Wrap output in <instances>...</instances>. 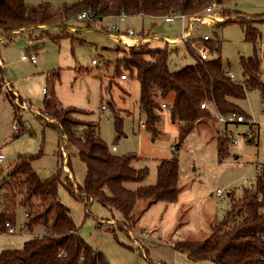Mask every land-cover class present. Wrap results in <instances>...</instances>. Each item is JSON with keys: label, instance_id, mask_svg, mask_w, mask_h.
<instances>
[{"label": "rangeland", "instance_id": "1", "mask_svg": "<svg viewBox=\"0 0 264 264\" xmlns=\"http://www.w3.org/2000/svg\"><path fill=\"white\" fill-rule=\"evenodd\" d=\"M25 1L29 7L49 3L57 13L64 4L80 0ZM230 7L249 16L264 14V0H237ZM213 15L221 19L207 25L196 23L197 46L202 48V37L208 35L220 46L219 53L209 52L210 57L220 58L227 71L239 80L243 79L242 58L257 57L264 68V22L255 25L261 37L248 42L246 30L239 23H224L233 19L226 20L219 9ZM220 23L224 25L219 26ZM109 24L119 25L122 32L130 26L138 40L152 41L154 46H163L167 39L182 35L179 21L167 23L164 18L134 15L128 16L127 22H120L113 17ZM95 29L75 18L68 25L18 32L8 42L0 35V63L10 83L5 88V82L0 80V151L6 157L2 169L8 172L20 155L42 150V157L33 163L34 169L43 178L57 170L60 133L46 126L44 119L48 118L45 103L52 92L49 83L52 77L62 107L80 109L82 114L78 118L98 125L101 139L110 149H116L115 155H134L133 167L148 169L149 175L142 183H127V189L155 185L159 162L174 157L179 161L181 194L177 201L152 205L138 202L134 210L136 223L130 232L121 229L126 223L121 212L94 201L88 213L83 202L60 186V200L70 209L79 234L103 253L110 264H215L212 260L194 261L187 253L175 249V244L213 239L214 226L223 221L232 203L242 197L245 189L254 187L261 174L257 167L264 165V99L258 90L248 92L246 100L241 102L250 115L244 124L226 127L209 110L210 115L196 123L183 142L180 124L171 121L168 109L159 111L160 119L154 130L141 127L139 120L147 121V118L139 103V83L130 77L122 81L120 76L125 72L117 62L125 54L119 48L140 44L127 45L120 39L123 35ZM148 32L152 35L140 36ZM52 36L61 39L54 40ZM23 55H35L36 64L23 60ZM194 62L192 57L184 58L181 52L172 51L170 55L172 71ZM261 76L264 81L263 72ZM44 90H48L47 95ZM7 91L17 95L14 102L8 99ZM18 98L22 102L16 118L14 104ZM116 116L123 122L120 133L115 125ZM250 125L256 134L253 141L245 135ZM229 134L238 144H231L233 139H230L229 156L220 163L217 139ZM69 154L74 181L77 186H83L87 167L76 149H71ZM217 190H222L223 195L218 196ZM27 209L22 205L16 208L15 234L0 233V254L22 249L26 241L45 231L42 226L33 233L24 229Z\"/></svg>", "mask_w": 264, "mask_h": 264}, {"label": "trees", "instance_id": "2", "mask_svg": "<svg viewBox=\"0 0 264 264\" xmlns=\"http://www.w3.org/2000/svg\"><path fill=\"white\" fill-rule=\"evenodd\" d=\"M237 0H80L64 4L55 13L51 5L29 7L25 0H0V29L4 40L12 41L18 32L47 29L57 25H68L84 11H94L101 17L144 15L163 18L181 13L186 16L204 14L213 2L226 20L224 23H239L246 30V41L256 42L261 37L255 27L264 22V14L249 16L233 10L230 6ZM220 23L219 26L224 25ZM91 27L94 24L87 23ZM62 35V36H66ZM152 35L142 33L143 36ZM51 39H61L52 36ZM148 41L138 47L119 48L125 52L117 60L120 70L140 86L139 103L147 121L145 126L155 129L159 121L162 103L169 105L170 118L180 124V139L183 142L193 131L195 124L210 115L201 104L207 102L222 115L236 114L250 118L240 106L250 91L258 90L264 99L262 68L257 57L242 58L243 79L232 80L220 58L201 60L187 46L189 57L195 62L179 71L170 69L172 51L183 52L181 46L165 42L154 46ZM39 46V45H38ZM209 52H220V46L209 41L205 43ZM180 47V48H179ZM188 58V57H184ZM50 78V77H49ZM0 80L7 82L5 68L0 63ZM54 78L49 83L52 92L46 99V126L59 131L58 166L48 178L41 177L33 163L42 157L37 154L20 155L8 172L0 173V233L6 230V223L16 226L18 205L25 206L28 221L24 229L33 233L35 228L44 227L45 232L26 241L20 250H5L0 254V264H110L106 256L91 246L80 234L70 209L62 204L60 186H64L86 209L94 201L104 207L121 212L126 220L121 227L130 232L136 223L134 210L138 202L152 205L157 202L177 201L180 191L179 161L177 158L163 159L157 167V181L152 186H139L136 190L125 187L127 183H142L149 175L148 169L133 167L134 155L118 156L110 152L98 131V125L80 120V109L62 107L55 92ZM12 102L17 95L7 91ZM14 105L16 118L22 99ZM118 133L123 125L115 117ZM23 128L20 129V131ZM256 136V134H255ZM231 134L217 139L218 160L222 163L229 156ZM254 138L252 139V141ZM76 149L79 158L87 167L83 186L74 181L70 161V150ZM264 174H260L254 187L245 189L242 197L232 203L223 221L214 226L213 239L184 241L175 244V249L187 253L194 261L212 260L215 264H264ZM126 225V226H125Z\"/></svg>", "mask_w": 264, "mask_h": 264}, {"label": "built area", "instance_id": "3", "mask_svg": "<svg viewBox=\"0 0 264 264\" xmlns=\"http://www.w3.org/2000/svg\"><path fill=\"white\" fill-rule=\"evenodd\" d=\"M218 9H219L218 4L216 2H213L208 8H206L204 14H202V15H195V16L190 17V16H186V15L181 14V13H176V14H172V15H168L166 17H163L167 23H174L175 21H179L181 23V27H182L181 37H179L177 39H169V40L167 39L166 41L169 42L171 45L185 47V49L182 52L183 57H189L190 56L189 51L187 49V46H190V48L196 53L198 58H200L201 60H204V61L209 60L211 57L209 55V49L205 46V43L211 41V38L208 35H204L202 37V42L204 43V45L202 48H199L197 46V43H196V42H198V40L196 39L195 25H196V23H200L201 25H207L209 23L216 22V21L220 20L221 18H218L217 16L213 15ZM115 17L118 18L120 20V22H127V18H128V16L124 13L121 14L120 16H115ZM112 19H113V16L101 17L99 14L95 13L94 11H84L83 13H81L77 16V20L79 22H86V23L94 24L98 30L123 35L122 38H120V39H123L124 44H127V45L140 44V45H142V44L149 41V40H138L135 37L136 36L135 30L130 26L125 31L122 32L119 25L109 24L110 20H112ZM156 39H159V38L156 36ZM22 59L23 60H29L33 64H36V62H37L35 55H29V56L23 55ZM93 63H96V61H93ZM262 72L264 73V68H262ZM228 76L232 80L237 81L234 73L228 72ZM120 78L122 81H125L128 79V76L125 73V74H122L120 76ZM9 85H10V83L7 81L5 83V88L8 87ZM44 92L46 95L48 94V90H44ZM48 96L49 95H47V97ZM162 107L170 110L169 105H166V103H164L162 105ZM201 107L203 109L211 110V107L207 102L202 104ZM215 116H216L217 121L226 127H228V125H230V124L248 123L247 118H245L244 116L236 115V114H231V115L225 116V115H222L216 111ZM139 125L141 127L145 126V120L140 119ZM254 131H255L254 126L250 125V130L245 134L246 137L248 139L249 138L253 139L255 137ZM231 144L236 146L238 144V140L236 138L233 139ZM110 152L112 154H115L116 149L112 148V149H110ZM5 161H6V157L0 151V173L2 171L4 164H5ZM257 170L259 172H261V174H262V172L264 171V165L258 166ZM223 193L224 192L222 190H217L218 196H222ZM261 213L264 214V209L262 210ZM26 217H28V214H26ZM5 226H6V230L4 233H8V234H15L16 233L15 226H13L11 223H6Z\"/></svg>", "mask_w": 264, "mask_h": 264}, {"label": "crops", "instance_id": "4", "mask_svg": "<svg viewBox=\"0 0 264 264\" xmlns=\"http://www.w3.org/2000/svg\"><path fill=\"white\" fill-rule=\"evenodd\" d=\"M93 30H94V29H93ZM95 30H97V28H96ZM0 35H2V36L5 35V33H4L1 29H0ZM2 64H3V63H2ZM239 104H240V106L242 107L241 102H240ZM242 108H243V107H242ZM210 112H211V114H212V113L216 114L215 109L212 108V107H211V111H210ZM98 128H99V127H98ZM98 130H99V129H98ZM180 194H181V193H180ZM180 194H179V196H180ZM44 232H45V231H43L40 235H42Z\"/></svg>", "mask_w": 264, "mask_h": 264}]
</instances>
